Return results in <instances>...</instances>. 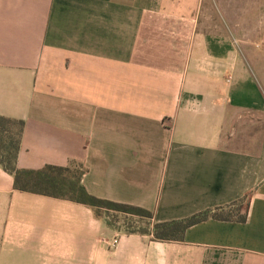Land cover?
I'll return each mask as SVG.
<instances>
[{
    "label": "crops",
    "instance_id": "1",
    "mask_svg": "<svg viewBox=\"0 0 264 264\" xmlns=\"http://www.w3.org/2000/svg\"><path fill=\"white\" fill-rule=\"evenodd\" d=\"M260 9L0 0V116L25 122L19 169L81 164L91 195L153 223L248 203L244 223L209 219L158 242L17 191L0 166V264H264Z\"/></svg>",
    "mask_w": 264,
    "mask_h": 264
},
{
    "label": "trees",
    "instance_id": "2",
    "mask_svg": "<svg viewBox=\"0 0 264 264\" xmlns=\"http://www.w3.org/2000/svg\"><path fill=\"white\" fill-rule=\"evenodd\" d=\"M24 128V121L0 116V166L14 176L17 191L85 205L97 219L104 220L110 227L116 226L112 217L122 215L134 218V222L146 227L125 230L131 234L151 236L158 242H183L189 228L209 219L240 223L247 221L248 203L241 200L228 210H208L183 220L153 223L154 214L149 210L91 195L82 183L86 170L81 164L74 163L70 167L47 165L40 170L19 169L17 160Z\"/></svg>",
    "mask_w": 264,
    "mask_h": 264
},
{
    "label": "rangeland",
    "instance_id": "3",
    "mask_svg": "<svg viewBox=\"0 0 264 264\" xmlns=\"http://www.w3.org/2000/svg\"><path fill=\"white\" fill-rule=\"evenodd\" d=\"M212 2L213 4H215L217 1L224 6L225 8V12H227L225 14V17H231L232 11H231V6L233 5H245L249 2H255L256 3V7L261 8L260 10H258L256 12V22L258 23L261 20H264V10H263V3L264 0H207ZM112 220L118 224H120L121 226H123L125 229H130V230H136V229H143V227H146L144 224L142 223H136L134 221H136V219L134 218H130V217H125L122 215H119L117 217H112ZM133 220V221H132Z\"/></svg>",
    "mask_w": 264,
    "mask_h": 264
},
{
    "label": "built area",
    "instance_id": "4",
    "mask_svg": "<svg viewBox=\"0 0 264 264\" xmlns=\"http://www.w3.org/2000/svg\"><path fill=\"white\" fill-rule=\"evenodd\" d=\"M119 238H115L113 239L110 243H109V246L110 247H115L118 243H119Z\"/></svg>",
    "mask_w": 264,
    "mask_h": 264
}]
</instances>
